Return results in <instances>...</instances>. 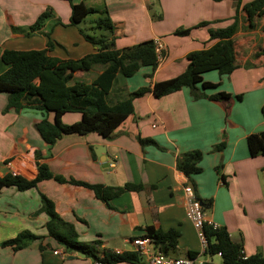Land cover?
I'll use <instances>...</instances> for the list:
<instances>
[{
	"label": "crops",
	"instance_id": "1",
	"mask_svg": "<svg viewBox=\"0 0 264 264\" xmlns=\"http://www.w3.org/2000/svg\"><path fill=\"white\" fill-rule=\"evenodd\" d=\"M70 2L106 11L118 50L148 41L162 46V58L151 77L149 68H140L129 78L116 76L106 96L109 106L183 73L189 53L216 43L210 40L208 30L226 28L236 16L235 68L228 75H219L216 65L197 72V92L221 95V101L194 99L187 88L159 99L148 92L133 98L132 114L114 117L115 129L109 138L94 133L67 135L52 146L40 139L34 125L46 117L52 122L53 115L32 108L18 110L8 103L5 93H0V177L15 171L30 181L38 174L37 165L43 164L53 176L65 180H43L26 191L14 187L1 190L0 264L93 262L49 236V218L41 211L40 195L73 226L79 243H99V256L107 251L134 253L130 241L148 238V230H175L179 233L175 250L184 258H189L188 252L197 253L199 258L197 233L184 210L186 184L192 185L197 199L204 203L206 218L216 228H224L233 242L241 243L246 257L264 256V156L250 157L246 145L248 135L264 131V56L254 58L264 44V0ZM257 3L260 7L250 11L260 21L250 28L243 15ZM43 12L48 17L32 28ZM70 14L68 0H0V75L8 68L1 61L4 50H46L47 56L59 60H78L96 53L70 24ZM202 23L207 25L200 27ZM186 29L187 36L174 35ZM103 70V66L94 65L88 71L75 72L68 84H91ZM80 120L79 113H66L61 118L64 125ZM138 138L154 144L141 145ZM221 143L224 148L213 150ZM97 147L105 150L100 158L94 152ZM190 151L202 153L201 172L186 178L177 170L176 161ZM70 180L105 188L132 185L140 189L105 202ZM22 232L35 239L18 251L1 246ZM138 258V263L120 264H146L144 257ZM202 261L208 262L205 257Z\"/></svg>",
	"mask_w": 264,
	"mask_h": 264
},
{
	"label": "trees",
	"instance_id": "2",
	"mask_svg": "<svg viewBox=\"0 0 264 264\" xmlns=\"http://www.w3.org/2000/svg\"><path fill=\"white\" fill-rule=\"evenodd\" d=\"M70 24L78 28L83 39L96 48V53L89 54L78 60H59L47 56L46 50L15 51L4 50L1 61L8 68L0 75V93L8 96V103L13 104L18 110L32 108L42 110L46 114H52L53 120L49 122L47 117L34 125V129L40 139L48 146H52L57 140L67 135H87L94 133L104 139L109 138L115 129L116 116H126L133 113L132 100L134 97L151 92L155 98H161L183 88L190 90L194 99L207 98L211 101H221V95L205 96L197 92L196 83L200 80L199 69L216 65L219 75H228L234 70V35L238 30V18L235 16L233 22L222 29H209L210 40L216 43L208 49L191 52L186 56L187 67L180 75L162 82H156L152 88H142L129 96L128 99L109 106L106 96L111 90L113 81L119 75L123 78L133 76L140 68H149L151 77L157 68V56L153 41L143 42L125 49L115 48L113 37V25L106 11H96L87 8L82 3H71ZM261 3L247 8L244 13V24L250 28L256 27L259 19L253 18L250 11L252 7H260ZM93 18L92 29L99 30L98 34H88L79 28L80 24L88 16ZM48 17L43 12L35 21L32 28H37ZM262 17V16H261ZM91 21V22H92ZM207 24L202 23L200 27ZM189 29L174 32L176 36H187ZM50 47V44L47 48ZM264 56V44L254 54V58ZM104 67L103 72L91 83L84 84L68 82L75 72L88 71L92 66ZM240 99V96L236 97ZM66 113H79L81 120L72 125H64L61 118ZM141 145L154 144L151 140L138 138ZM246 145L250 157L264 156V131L248 135ZM224 148L221 143L213 147L220 151ZM202 153L190 151L176 161V168L186 178L201 172L199 162ZM37 176L33 180H26L20 176H12L11 173L0 177V192L3 188L14 187L18 191H26L35 188L43 181L54 179L58 183H65L63 178L53 176L43 164L37 165ZM70 184L82 186L93 191L95 197L107 202L110 198L120 195L125 191H136L140 187L125 185L122 188H105L102 186H90L84 183L69 181ZM109 190V193H108ZM41 211L45 212L49 220L46 228L49 236L60 242L67 248L99 261L104 264L138 263L136 253L126 252L114 254L104 252L99 256L97 251L98 242L79 243L77 234L72 225L64 222L55 212L51 201L40 195ZM203 207L205 206L204 203ZM204 235L207 241L205 254H220L221 264H264V256L255 254L246 257L241 243L233 242L224 228H213L205 226ZM146 237L150 238L163 251L175 249L179 233L175 230L167 232L148 230ZM35 239L28 232H22L15 238L1 243L2 247H9L18 251L26 244ZM198 254L188 252L189 258ZM203 264H214L210 261Z\"/></svg>",
	"mask_w": 264,
	"mask_h": 264
},
{
	"label": "built area",
	"instance_id": "3",
	"mask_svg": "<svg viewBox=\"0 0 264 264\" xmlns=\"http://www.w3.org/2000/svg\"><path fill=\"white\" fill-rule=\"evenodd\" d=\"M155 53L157 60L162 58V46L158 42H154ZM12 176H18L15 171L11 173ZM184 194V210L187 219L191 222L193 228L197 233V237L201 246L200 255L205 254L207 241L204 235V227L210 226L216 228L211 221H209L204 212L201 202L197 199L192 185L186 184L183 187ZM133 246V252L144 257L146 264H203L204 261L198 258H170L168 257L151 239L136 238L130 241ZM118 254V253H117ZM220 256V254H217ZM91 264H104L99 261H93Z\"/></svg>",
	"mask_w": 264,
	"mask_h": 264
},
{
	"label": "rangeland",
	"instance_id": "4",
	"mask_svg": "<svg viewBox=\"0 0 264 264\" xmlns=\"http://www.w3.org/2000/svg\"><path fill=\"white\" fill-rule=\"evenodd\" d=\"M100 14L98 13L96 16H88L84 22H82L79 26L80 29H82L83 31H86L88 34H91L92 32L95 34L99 33V30L97 29H92L91 27L93 25V18H96L97 16H99ZM92 21V22H91ZM168 257L170 258H184L183 255H181L177 250L175 249H169L167 252H164ZM204 257L206 258V260L214 263V264H221V259L217 256V255H208L206 254L205 256L200 255V257L198 258L199 260H203Z\"/></svg>",
	"mask_w": 264,
	"mask_h": 264
},
{
	"label": "water",
	"instance_id": "5",
	"mask_svg": "<svg viewBox=\"0 0 264 264\" xmlns=\"http://www.w3.org/2000/svg\"><path fill=\"white\" fill-rule=\"evenodd\" d=\"M94 152H95L96 156H97L98 158H100L101 155L105 152V150H104L103 147H97V148L94 150ZM201 205H202V207H203V204H201ZM203 208H204V207H203Z\"/></svg>",
	"mask_w": 264,
	"mask_h": 264
}]
</instances>
